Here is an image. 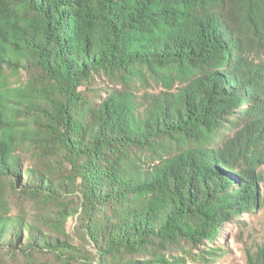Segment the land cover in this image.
I'll return each mask as SVG.
<instances>
[{"label": "trees", "instance_id": "obj_1", "mask_svg": "<svg viewBox=\"0 0 264 264\" xmlns=\"http://www.w3.org/2000/svg\"><path fill=\"white\" fill-rule=\"evenodd\" d=\"M262 164L264 0H0V264L205 263Z\"/></svg>", "mask_w": 264, "mask_h": 264}, {"label": "rangeland", "instance_id": "obj_2", "mask_svg": "<svg viewBox=\"0 0 264 264\" xmlns=\"http://www.w3.org/2000/svg\"><path fill=\"white\" fill-rule=\"evenodd\" d=\"M108 88L107 83L100 80L97 83L96 90L98 91L95 94L105 93ZM259 172L261 174L259 191L264 198V164L260 165ZM77 223V216L70 217L67 224L68 229L74 231ZM206 245L203 244L200 245L199 249H194L185 244L182 250L173 251L172 253L186 256L188 261L194 264H256V253L259 247L264 245V204H260L253 211L240 216L239 219L234 217L223 224L220 233L214 243L211 244V247H214V250L219 253L218 256L202 263L196 259L195 255L200 251L201 247ZM219 247L222 250H219ZM170 254L171 252H167L169 258ZM135 258L140 264L145 259L143 256Z\"/></svg>", "mask_w": 264, "mask_h": 264}]
</instances>
